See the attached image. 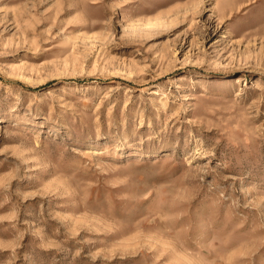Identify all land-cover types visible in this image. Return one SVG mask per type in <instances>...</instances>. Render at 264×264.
<instances>
[{"label":"rangeland","instance_id":"1","mask_svg":"<svg viewBox=\"0 0 264 264\" xmlns=\"http://www.w3.org/2000/svg\"><path fill=\"white\" fill-rule=\"evenodd\" d=\"M0 264H264V0H0Z\"/></svg>","mask_w":264,"mask_h":264}]
</instances>
